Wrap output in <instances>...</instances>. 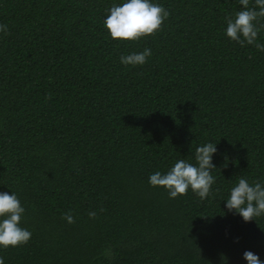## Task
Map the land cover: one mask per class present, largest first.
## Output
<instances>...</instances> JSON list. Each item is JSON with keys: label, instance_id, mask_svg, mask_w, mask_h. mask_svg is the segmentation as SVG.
I'll return each instance as SVG.
<instances>
[{"label": "trees", "instance_id": "trees-1", "mask_svg": "<svg viewBox=\"0 0 264 264\" xmlns=\"http://www.w3.org/2000/svg\"><path fill=\"white\" fill-rule=\"evenodd\" d=\"M154 2L169 16L133 41L103 27L113 0H0V191L17 194L31 232L0 248L4 264L264 260V216L224 209L239 177L264 178V52L224 34L239 0ZM145 47L143 65L120 62ZM205 142L217 151L204 200L148 183Z\"/></svg>", "mask_w": 264, "mask_h": 264}, {"label": "clouds", "instance_id": "clouds-1", "mask_svg": "<svg viewBox=\"0 0 264 264\" xmlns=\"http://www.w3.org/2000/svg\"><path fill=\"white\" fill-rule=\"evenodd\" d=\"M239 4L241 9L226 17L224 34L241 46L255 44L258 50L264 52V44L257 42L259 27L255 23L258 18L264 17V0H253L252 7H249V0H239ZM106 12L103 27L114 40L134 41L154 34L169 16L168 10L154 0H113ZM0 33L8 34L6 24H0ZM151 55L152 50L145 47L141 51L121 54L119 59L125 66H137L143 65ZM216 151V143L198 145L193 153L194 162L177 159L166 172L150 173L148 183L153 187H163L170 199L184 195L190 189L204 200L215 182L211 169L216 167L212 162ZM224 209L239 215L245 223L264 216V178L250 183L245 177H239L224 199ZM24 213L25 208L14 191H0V248L15 247L29 241L30 230L20 224ZM88 215L94 217L96 212L89 211ZM62 216L67 223L74 220L70 211ZM220 256L223 264H227V256L224 253ZM242 258L245 264H264V260L249 249L242 252ZM0 264H4L3 257H0Z\"/></svg>", "mask_w": 264, "mask_h": 264}]
</instances>
